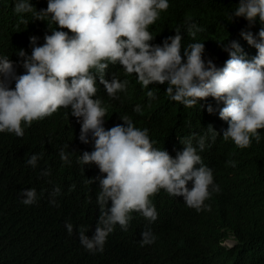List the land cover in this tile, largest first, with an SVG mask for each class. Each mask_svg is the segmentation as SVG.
Segmentation results:
<instances>
[{"label":"clouds","instance_id":"obj_1","mask_svg":"<svg viewBox=\"0 0 264 264\" xmlns=\"http://www.w3.org/2000/svg\"><path fill=\"white\" fill-rule=\"evenodd\" d=\"M170 5L169 0H47L46 9L34 11L31 0H14V11L22 22L23 14L31 13L36 20L46 19L51 32L39 44L37 32L29 34L25 29L29 52L20 45V36L6 37L0 23V39L6 43L0 51V133L23 137L24 128L34 120L62 107L81 125L79 140L93 144L91 152L83 151L78 157L80 164L95 165L100 171L92 180L99 188L95 231L89 236L83 227L78 229L81 246L93 254L104 251L117 224L128 230L131 213L155 222L158 213L150 197L160 189L183 197L186 206L197 211L206 207L204 201L211 192L220 191L213 170L199 154L209 135L214 142L221 132L225 141L241 149L249 147L253 138L257 143L264 140V0H239L229 14L232 22L244 18L251 26L258 20L261 27L255 34L240 32L257 50L254 56L245 53L238 41L222 43L229 57L223 66L205 59V43L194 41L202 31L197 20L185 21V28H177L174 36H157ZM8 11L2 9L0 19ZM148 27L159 40L164 39L161 44L150 43L154 37ZM117 67L137 78L143 88L167 84L168 98L186 108L200 104L212 120L207 133L180 139L183 149L173 157L166 149L154 147L149 130L136 127L127 115L120 117L123 124L106 128L107 109L97 92H101L99 83L114 99L126 90V79L116 74L105 79ZM146 95L149 103L157 98L152 90ZM133 111L140 113L141 106ZM68 147L59 151L64 163H70ZM40 159L42 154H33L25 163L35 169ZM228 163L235 166L234 161ZM50 175V169L40 172L41 177ZM59 194L60 188L55 187L51 205ZM19 197L22 204L31 206L37 202V190L22 189ZM64 227L73 234L71 221H65ZM141 237L142 247L156 242L151 229L142 231ZM228 239L223 244L233 246L234 237Z\"/></svg>","mask_w":264,"mask_h":264},{"label":"trees","instance_id":"obj_2","mask_svg":"<svg viewBox=\"0 0 264 264\" xmlns=\"http://www.w3.org/2000/svg\"><path fill=\"white\" fill-rule=\"evenodd\" d=\"M169 1L170 9L159 23L158 37L174 36L177 28H185V21L197 20L202 31L194 41L205 43V59L223 66L229 57L222 43L232 40L238 41L245 53L256 55L257 50L248 45L240 32L258 33V20L250 26L244 18L233 22L228 18L239 0ZM31 2L36 7L34 11L47 8V0ZM2 9H10L0 19L5 36H20V45L26 51H31V47L25 29L29 34L37 32L39 44L44 43L46 33L51 34L46 19L36 20L27 13L22 22L21 15L14 11V0H0V12ZM150 33L154 37L150 43L161 44L164 40ZM5 46L0 39V51ZM113 74L128 84L114 99L98 82L101 92H97V97L107 109L106 128L123 124L120 117L127 115L136 127L149 130L154 147L166 149L173 157L183 149L180 139L207 133L212 120L200 104L186 108L171 101L166 94L167 84L143 88L123 67L113 68L105 79L110 80ZM149 90L157 97L151 103L146 95ZM136 105L141 106L140 113L133 111ZM80 129L77 119L61 107L25 127L23 137L0 133V264H264L263 138L259 143L253 138L249 147L241 149L231 140L225 141L221 132L214 142L209 135L199 154L213 170L220 191L211 192L204 201L206 207L197 211L186 206L183 197L170 196L160 189L150 197L158 213L155 222L131 213L128 230L123 231L117 224L104 251L93 254L81 246L78 229L83 227L89 236L95 231L99 188L98 182L92 180L100 171L95 165L78 162L83 151L93 150L92 143L79 140ZM65 145L69 146L65 151L70 153V163H64L59 156ZM33 154H42L35 169L25 163ZM228 161H234L235 166ZM43 169H50L51 175L41 177ZM55 187L60 188V194L55 197L56 204L51 205L50 194ZM25 188L37 190V202L31 206L21 203L19 192ZM65 221L73 224L72 235L67 233ZM146 229L155 234L156 242L142 247L141 233ZM231 236L235 244L224 245Z\"/></svg>","mask_w":264,"mask_h":264},{"label":"rangeland","instance_id":"obj_3","mask_svg":"<svg viewBox=\"0 0 264 264\" xmlns=\"http://www.w3.org/2000/svg\"><path fill=\"white\" fill-rule=\"evenodd\" d=\"M226 242H227L228 244H230V245H232V244H233V241H232V239H228Z\"/></svg>","mask_w":264,"mask_h":264}]
</instances>
